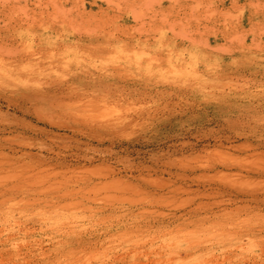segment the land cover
<instances>
[{"label": "rangeland", "instance_id": "obj_1", "mask_svg": "<svg viewBox=\"0 0 264 264\" xmlns=\"http://www.w3.org/2000/svg\"><path fill=\"white\" fill-rule=\"evenodd\" d=\"M0 264H264V0H0Z\"/></svg>", "mask_w": 264, "mask_h": 264}, {"label": "bare ground", "instance_id": "obj_2", "mask_svg": "<svg viewBox=\"0 0 264 264\" xmlns=\"http://www.w3.org/2000/svg\"><path fill=\"white\" fill-rule=\"evenodd\" d=\"M62 22H64V21H62ZM34 53V52H33ZM56 53V52H55Z\"/></svg>", "mask_w": 264, "mask_h": 264}]
</instances>
